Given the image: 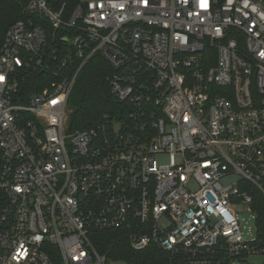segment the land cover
<instances>
[{"label":"built area","instance_id":"obj_1","mask_svg":"<svg viewBox=\"0 0 264 264\" xmlns=\"http://www.w3.org/2000/svg\"><path fill=\"white\" fill-rule=\"evenodd\" d=\"M25 2L0 46V264H129L94 244L110 230L171 264L264 253V0ZM96 55L120 111L71 129ZM32 68L57 80L25 94Z\"/></svg>","mask_w":264,"mask_h":264},{"label":"trees","instance_id":"obj_2","mask_svg":"<svg viewBox=\"0 0 264 264\" xmlns=\"http://www.w3.org/2000/svg\"><path fill=\"white\" fill-rule=\"evenodd\" d=\"M29 16L31 14L25 0H0V46L7 29L14 22ZM79 66L80 62L76 61L69 66L70 71L75 72ZM112 73V67L100 55L94 56L83 66L69 99L71 129L91 128L104 122L106 117H114L119 113L121 105L111 92L109 82ZM55 80L45 69L32 68L25 79H20V89L25 94L42 91ZM92 239L101 253L109 251L129 264H171L169 254L158 247L133 250L119 231H97L93 233Z\"/></svg>","mask_w":264,"mask_h":264},{"label":"rangeland","instance_id":"obj_3","mask_svg":"<svg viewBox=\"0 0 264 264\" xmlns=\"http://www.w3.org/2000/svg\"><path fill=\"white\" fill-rule=\"evenodd\" d=\"M243 235L244 238H249L254 234V222L250 214L244 215ZM231 264H264V253L249 254L247 256L235 259Z\"/></svg>","mask_w":264,"mask_h":264},{"label":"snow or ice","instance_id":"obj_4","mask_svg":"<svg viewBox=\"0 0 264 264\" xmlns=\"http://www.w3.org/2000/svg\"><path fill=\"white\" fill-rule=\"evenodd\" d=\"M0 79H2V77H0Z\"/></svg>","mask_w":264,"mask_h":264}]
</instances>
